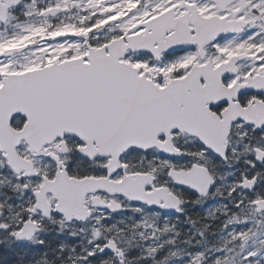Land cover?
Masks as SVG:
<instances>
[{
  "label": "snow or ice",
  "instance_id": "1",
  "mask_svg": "<svg viewBox=\"0 0 264 264\" xmlns=\"http://www.w3.org/2000/svg\"><path fill=\"white\" fill-rule=\"evenodd\" d=\"M0 264H264V0H0Z\"/></svg>",
  "mask_w": 264,
  "mask_h": 264
}]
</instances>
